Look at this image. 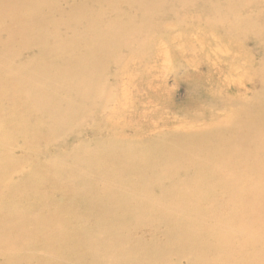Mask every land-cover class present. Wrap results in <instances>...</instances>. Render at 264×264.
<instances>
[{"label": "rangeland", "instance_id": "1", "mask_svg": "<svg viewBox=\"0 0 264 264\" xmlns=\"http://www.w3.org/2000/svg\"><path fill=\"white\" fill-rule=\"evenodd\" d=\"M187 1L0 0V264H243L261 252L232 198L250 180L264 189V1ZM227 168L243 178L229 184Z\"/></svg>", "mask_w": 264, "mask_h": 264}, {"label": "bare ground", "instance_id": "2", "mask_svg": "<svg viewBox=\"0 0 264 264\" xmlns=\"http://www.w3.org/2000/svg\"><path fill=\"white\" fill-rule=\"evenodd\" d=\"M137 1V0H136ZM185 1V0H184ZM189 1V0H188ZM187 1V2H188ZM264 1V0H263ZM163 2H164V0H163ZM76 4V3H75ZM86 5V4H85ZM39 6H40V4H39ZM215 9H216V7H215ZM57 11V10H56ZM60 11H61V9H60ZM146 11H147V9H146ZM30 12H31V10H30ZM35 12V11H34ZM131 12V11H130ZM158 12H159V10H158ZM216 12V11H215ZM28 13V12H27ZM32 13V12H31ZM40 13V12H39ZM47 13V12H46ZM113 13V12H112ZM147 13H148V11H147ZM217 13V12H216ZM219 13V12H218ZM28 14H30V13H28ZM131 14V13H130ZM32 15V14H31ZM30 15V16H31ZM36 15V14H35ZM91 15V14H90ZM103 15V14H102ZM129 15V14H128ZM220 15V14H219ZM218 15V16H219ZM29 16V17H30ZM37 16V15H36ZM35 16V17H36ZM95 16V15H94ZM104 16H106V15H104ZM152 15H150V17H151ZM212 16V15H211ZM215 16V15H214ZM221 16H223L222 14H221ZM13 17V16H12ZM24 17H27V16H25L24 15ZM115 17V16H114ZM113 17V18H114ZM140 17V16H139ZM183 17V16H182ZM181 17V18H182ZM186 17V16H185ZM220 17V16H219ZM218 17V18H219ZM224 18H222V19H225V16H223ZM236 17H237V15H236ZM23 18V17H22ZM154 17H152V19H153ZM16 19V18H15ZM30 19V18H29ZM38 19V18H37ZM147 18H145V20H146ZM199 19V18H198ZM237 19V18H236ZM153 20H156L155 18L153 19ZM217 20H220V19H217ZM15 22H16V20H14ZM26 21V20H25ZM32 21V20H31ZM151 21V23H153V21L152 20H150ZM221 21V20H220ZM235 21V20H234ZM19 22V21H18ZM61 22V21H60ZM130 22V21H129ZM148 22V21H147ZM173 22V21H172ZM185 22V21H184ZM211 22H213V19H211ZM14 23V22H13ZM27 23H28V21H27ZM149 23V22H148ZM151 23L149 24L150 26H151ZM171 23V21L169 20V24ZM197 23H199L198 21H197ZM209 23V22H208ZM15 24V23H14ZM14 24H12L13 26H14ZM128 24H130V23H128ZM154 24H155V22H154ZM177 24V23H176ZM213 24V23H212ZM215 24H216V22H215ZM215 24L214 25H212V26H215ZM220 24H221V22H220ZM219 24V25H220ZM246 24V23H245ZM244 24V25H245ZM18 25V24H17ZM16 24H15V26H17ZM19 25H20V23H19ZM21 25H22V22H21ZM34 25V24H33ZM131 25V24H130ZM162 25V24H161ZM167 25V24H166ZM171 25V24H170ZM187 25V24H186ZM207 25V24H206ZM133 27V26H132ZM152 27V26H151ZM172 27V26H171ZM174 28L176 27V26H173ZM216 27H217V25H216ZM220 27H221V25H220ZM231 27H232V25H231ZM3 28V27H2ZM10 28V27H9ZM12 28V27H11ZM10 28V29H11ZM28 28V27H27ZM31 28V27H30ZM29 28V29H30ZM85 27H83L82 29H84ZM87 28V27H86ZM174 28H173V30H174ZM213 28V27H212ZM218 28V27H217ZM156 29V28H155ZM155 29H154V31H155ZM216 29V28H215ZM214 29V30H215ZM229 29H230V27H229ZM4 30V29H3ZM6 30V29H5ZM232 29H230V31H231ZM242 30H244V28L242 27ZM7 31V30H6ZM23 31V30H22ZM71 31H73L72 29H71ZM201 31V30H200ZM208 31V30H207ZM210 31V30H209ZM208 31V32H209ZM246 31V30H245ZM249 31V30H248ZM27 32V31H26ZM47 32H49V31H47ZM52 32V31H51ZM56 32V31H55ZM126 32V31H125ZM128 32V31H127ZM126 32V33H127ZM153 32V31H152ZM237 32V31H236ZM240 32V31H239ZM3 33V32H2ZM6 33V32H5ZM46 33V32H45ZM136 33V32H135ZM140 33V32H139ZM173 33V32H172ZM14 34V33H13ZM19 34V33H18ZM23 34H24V32H23ZM157 34V33H156ZM178 34V33H177ZM238 34V33H237ZM7 35V34H6ZM20 35H21V33H20ZM39 35V34H38ZM173 35H174V33H173ZM240 34H238V36H239ZM30 36V35H29ZM34 36V35H33ZM156 36V35H155ZM158 36V35H157ZM170 36H172L171 34H170ZM210 36H212V34L210 33ZM223 36H225V35H223ZM236 36V35H235ZM233 37V39L231 38V40H234V38H236V37ZM19 38H20V36H18ZM21 37H22V35H21ZM150 37V36H149ZM148 37V38H149ZM179 37V36H178ZM183 37H186V36H184L183 35ZM32 38V37H31ZM83 38V37H82ZM153 38V37H152ZM151 38V39H152ZM159 38V37H158ZM170 39V38H169ZM184 39V38H183ZM186 39V38H185ZM214 39V38H213ZM228 39V38H227ZM226 39V40H227ZM238 38H236V40H237ZM239 39H241V38H239ZM21 40V39H20ZM26 40V42H27V39H25ZM148 40V39H147ZM161 40V39H160ZM179 40V39H178ZM219 40V39H218ZM29 41V40H28ZM143 41V40H142ZM142 41H141V43H142ZM196 41V40H195ZM242 41V40H241ZM11 42V41H10ZM149 42V41H148ZM158 42V41H157ZM167 42V41H166ZM171 42V41H170ZM208 42V41H207ZM229 42V41H228ZM237 42H239L238 40H237ZM261 42V41H260ZM12 43V42H11ZM154 43H155V40H154ZM158 43H160V42H158ZM185 43H186V40H185ZM220 43V42H219ZM239 43H241V42H239ZM27 44V43H26ZM30 44V43H29ZM60 44V43H59ZM145 44V43H144ZM156 44V43H155ZM163 44H164V42H163ZM178 44V43H177ZM176 44V45H177ZM181 44V43H180ZM200 44V43H199ZM233 44V43H232ZM242 44V43H241ZM159 45V47H160V44H158ZM158 45H156V46H158ZM162 45V44H161ZM175 45V46H176ZM182 45V44H181ZM201 45V44H200ZM199 45V46H200ZM207 45V44H206ZM49 46V45H48ZM124 46V45H123ZM145 46V45H144ZM155 46V45H154ZM224 46V45H223ZM89 47V46H88ZM158 47V50L161 48H159ZM168 47H169V45H168ZM192 47V46H191ZM196 47V46H195ZM208 47V46H207ZM249 47V46H248ZM128 48V47H127ZM167 48V47H166ZM179 48H180V45H179ZM214 49L216 48V47H213ZM250 48V47H249ZM21 49V48H20ZM19 49V50H20ZM163 49V48H162ZM162 49H160V50H162ZM165 49V48H164ZM225 49V48H224ZM18 50V49H17ZM24 50V49H23ZM26 50V49H25ZM28 50V49H27ZM46 50V49H45ZM177 50V49H176ZM194 50H195V48H194ZM210 50V49H209ZM235 50V49H234ZM134 51V50H133ZM165 51V50H164ZM181 51V50H180ZM226 51V50H225ZM79 52V51H78ZM161 52V51H160ZM188 52V51H187ZM209 52V51H208ZM208 52H205V54L206 53H208ZM212 52V51H211ZM219 52V51H218ZM217 52V53H218ZM73 53H74V51H73ZM156 53V52H155ZM154 53V54H155ZM159 53V52H158ZM177 53V52H176ZM182 53H183V51H182ZM220 53V52H219ZM72 54V53H71ZM148 54V53H147ZM162 54V53H161ZM168 54V53H167ZM212 54H213V52H212ZM215 54V53H214ZM223 54V53H222ZM15 55V54H14ZM125 55V54H124ZM141 55V54H140ZM226 55V54H225ZM235 55V54H234ZM238 55V54H237ZM17 56V55H16ZM15 56V57H16ZM20 56V55H19ZM28 56V55H27ZM69 56H70V54H69ZM129 56V55H128ZM127 56V57H128ZM142 56V55H141ZM156 56H157V54H156ZM172 56H173V54H172ZM175 56H176V54H175ZM174 56V57H175ZM184 56V55H183ZM250 56V55H249ZM260 56V55H259ZM21 57V56H20ZM65 57H67V56H65ZM71 57V56H70ZM134 57V56H133ZM160 57V56H159ZM162 57H164V56H162ZM199 56H197V58H198ZM205 57H208V56H206L205 55ZM216 57V56H215ZM264 57V56H263ZM14 58V57H13ZM28 58V57H27ZM135 58V57H134ZM148 58V57H147ZM153 58V57H152ZM157 58V57H156ZM166 58H168V57H166ZM177 58V57H176ZM181 58V57H180ZM190 58V57H189ZM260 58V57H259ZM4 59H5V57H4ZM17 59H19L18 57H17ZM62 59V58H61ZM65 59V58H64ZM69 59V58H68ZM128 59H130V58H128ZM132 59V58H131ZM160 59H162L163 60V58H160ZM173 59V58H172ZM192 59V58H191ZM218 59V58H217ZM232 59V58H231ZM261 59H262V55H261ZM260 59V60H261ZM9 60V59H8ZM29 60V59H28ZM153 60V59H152ZM152 60H149V61H151L152 62ZM175 60V59H174ZM178 60V59H177ZM184 60V59H183ZM12 61V60H11ZM126 60H124V62H125ZM132 61V60H131ZM138 61V60H137ZM148 61V62H149ZM197 61H199V60H197ZM212 61V60H211ZM218 61V60H217ZM224 61V60H223ZM257 61H258V59H257ZM3 62V61H2ZM133 62V61H132ZM145 62V61H144ZM154 62V61H153ZM152 62V63H153ZM175 62V61H174ZM177 62V61H176ZM193 62V61H192ZM204 62H205V60H204ZM260 62V61H259ZM25 63V62H24ZM127 63H129V62H127ZM146 63V62H145ZM158 63V62H157ZM162 63V62H161ZM179 62H177V64H178ZM186 63V62H185ZM213 63V62H212ZM211 63V64H212ZM219 63V62H218ZM225 63V62H224ZM241 63V62H240ZM10 64H13V61H12V63H10ZM14 64H16L15 62H14ZM26 64V63H25ZM122 64V63H121ZM125 65H126V63H124ZM139 64V63H138ZM149 64V63H148ZM151 64V63H150ZM156 64V63H155ZM160 64V63H159ZM163 64H164V62H163ZM166 64H167V59H166ZM165 64V65H166ZM180 64H181V62H180ZM202 64V63H201ZM19 66H20V64H18ZM140 65V64H139ZM169 65V64H168ZM167 65V66H168ZM196 65V64H195ZM155 66V65H154ZM157 66V65H156ZM162 66V65H161ZM180 66V65H179ZM188 66V65H187ZM190 66V65H189ZM206 66H208V65H206ZM242 66V65H241ZM84 67V66H83ZM121 67V66H120ZM146 67V66H145ZM145 67H143V69L145 68ZM152 67V66H151ZM163 67V66H162ZM178 67V66H177ZM191 67V66H190ZM227 67H229L228 65H227ZM26 68V67H25ZM126 68V67H125ZM142 68V67H141ZM148 68V67H147ZM173 68H175V67H173ZM185 68V67H184ZM192 68V67H191ZM243 68V67H242ZM27 69V68H26ZM142 69V70H143ZM149 69V68H148ZM160 69V68H159ZM229 69V68H228ZM28 70V69H27ZM158 70V69H157ZM162 70H164L163 68H162ZM166 70V69H165ZM227 70V69H226ZM234 70V69H233ZM232 70V71H233ZM260 70V69H259ZM116 71V70H115ZM123 71H125V70H123ZM149 71V70H148ZM155 71V70H154ZM170 71H171V69H170ZM212 71H213V69H212ZM244 71V68H243V70H242V72ZM245 71H246V69H245ZM118 72V71H117ZM119 72H120V69H119ZM126 72H127V70H126ZM134 72H136V71H134ZM209 72L210 71H208V74H209ZM214 72V71H213ZM230 72H231V69H230ZM128 73V72H127ZM129 73H130V71H129ZM141 73V72H140ZM145 73H147L146 72V69H145ZM157 73H158V71H157ZM233 73V72H232ZM36 74V73H35ZM118 74V73H117ZM123 74H124V72H123ZM216 74H217V72H216ZM229 74V73H228ZM237 74V73H236ZM235 74V72H234V76L236 75ZM37 75H39V74H37ZM114 75H115V72H114ZM121 75V74H120ZM119 75V76H120ZM126 75H128V74H126ZM131 75V74H130ZM148 75V74H147ZM155 75V74H154ZM246 75H248V74H246ZM262 75V74H261ZM113 76V75H112ZM119 76H118V78H119ZM122 76V75H121ZM134 76V75H133ZM138 76H140V75H138ZM141 76H142V74H141ZM152 76V75H151ZM212 76V75H211ZM231 76V75H230ZM41 77H42V75H41ZM97 77H98V75H97ZM96 77V78H97ZM115 76H113V78H114ZM122 77H124V76H122ZM250 77H251V74H250ZM256 77V76H255ZM258 77H260V76H258ZM257 77V78H258ZM127 78V77H126ZM129 78V77H128ZM134 78H135V76H134ZM231 78V77H230ZM234 78V77H233ZM236 78H238L237 76H236ZM241 78V77H240ZM239 78V79H240ZM245 78V77H244ZM247 78V77H246ZM260 78H262V77H260ZM3 79V78H2ZM47 79V78H46ZM99 79V78H98ZM131 79V78H130ZM147 79V78H146ZM248 79V78H247ZM251 79V78H250ZM122 80V79H121ZM127 81H128V79H126ZM131 80H133V78L131 79ZM249 80V79H248ZM48 81V80H47ZM50 81V80H49ZM52 81V80H51ZM124 81V80H123ZM175 81H177V80H175ZM207 81V80H206ZM227 81V80H226ZM260 81H262V79L260 80ZM97 82V81H96ZM121 82V81H120ZM129 82V81H128ZM236 82H238V79H237V81ZM251 82V81H250ZM5 84H6V82H4ZM95 83V82H94ZM116 83H118V82H116ZM116 83H114L115 85H117ZM131 83V82H130ZM129 83V84H130ZM159 83V82H158ZM190 83V82H189ZM243 83V82H242ZM39 84V83H38ZM75 84V83H74ZM81 84V83H80ZM84 84V83H83ZM128 84V83H127ZM133 84V83H132ZM149 84V83H148ZM187 84V83H186ZM232 84V83H231ZM237 84H239V83H237ZM261 84H263L264 85V82L263 83H261ZM40 86L39 87H41V84H39ZM135 85V84H134ZM227 85V84H226ZM240 85V84H239ZM238 85V86H239ZM252 85V84H251ZM60 86V85H59ZM84 86V85H83ZM98 86V85H97ZM119 86V85H118ZM122 86V85H121ZM131 86V85H130ZM133 86V85H132ZM195 86V85H194ZM102 87V86H101ZM123 87V86H122ZM134 87V86H133ZM243 87H246V86H243ZM242 87V88H243ZM31 88V87H30ZM60 88V87H59ZM98 88V87H97ZM137 88V87H136ZM151 87H149V89H150ZM215 88V87H214ZM229 88V87H228ZM234 88V87H233ZM41 89V88H40ZM61 89V88H60ZM84 89H85V87H84ZM107 89V88H106ZM116 89V88H115ZM189 89V88H188ZM250 89V88H249ZM248 89V90H249ZM257 89V88H256ZM255 89V90H256ZM260 89V88H259ZM259 89H257V91L259 90ZM46 90V89H45ZM119 90H121V89H119ZM222 90V89H221ZM261 90V89H260ZM122 92H123V90H121ZM191 91V90H190ZM193 91V90H192ZM215 91V90H214ZM217 91V90H216ZM224 91H225V89H224ZM223 91V92H224ZM263 91V90H262ZM2 92V91H1ZM121 92V94L123 95H125V93H122ZM126 92V91H125ZM128 92V91H127ZM131 92V91H130ZM136 92V91H135ZM138 92V91H137ZM151 92V91H150ZM237 91H235V93H236ZM241 92V91H240ZM244 92V91H243ZM251 92H252V90H251ZM261 92V91H260ZM259 92V93H260ZM193 93V92H192ZM226 93V92H225ZM258 93V92H257ZM128 94V93H127ZM141 94V93H140ZM254 93L252 92V94H250V95H253ZM256 94V93H255ZM255 94H254V97H256L255 96ZM261 95H262V93H260ZM114 95V94H113ZM121 95V96H122ZM145 95H146V93H145ZM215 95H216V93H215ZM220 95H222L221 93H220ZM225 95V94H224ZM227 95H229L228 93H227ZM226 95V96H227ZM234 94H232V96H233ZM247 95L248 94H246V95H243L242 93L240 94L239 93V95H237L236 97H237V100L238 99H240V102H241V100L243 101H248V97H247ZM249 95V97H251ZM260 95V96H261ZM263 95H264V93H263ZM120 96V97H121ZM129 96V95H128ZM47 97V96H46ZM130 97V96H129ZM211 97V96H210ZM223 97H225V96H223ZM231 97V96H230ZM229 97V98H230ZM253 97V96H252ZM252 97L250 98V99H252ZM258 97H259V95H258ZM258 97H256V99L255 100H257L258 99ZM262 97V96H261ZM260 97V99H258L259 101H261V98ZM43 98V97H42ZM95 98V97H94ZM110 98H111V96H110ZM125 98V97H124ZM214 98V97H213ZM232 98V97H231ZM230 98V99H231ZM234 98V97H233ZM108 99V98H107ZM127 99V98H126ZM130 99V98H129ZM203 99V98H202ZM207 99V98H206ZM47 100V99H46ZM106 100V99H105ZM113 100V99H112ZM125 100V99H124ZM211 100V99H210ZM257 100V101H258ZM109 101V100H108ZM147 101V100H146ZM229 101V100H228ZM230 101H232V100H230ZM243 101V102H244ZM254 101V100H253ZM264 101V100H263ZM44 102V101H43ZM57 102V101H56ZM112 102H116L115 100L114 101H112ZM121 102V101H120ZM125 102V101H124ZM143 102V101H142ZM233 102V101H232ZM232 102H231V104H232ZM234 102H236V100L234 101ZM109 103V102H108ZM110 103H111V101H110ZM140 103V102H139ZM219 103V102H218ZM222 103V102H221ZM238 103V102H237ZM249 103V102H248ZM251 103V102H250ZM259 103V102H258ZM43 104H45V103H42V105ZM112 104H114V103H112ZM224 104V103H223ZM47 105V104H46ZM129 105H130V103H129ZM235 105V104H234ZM251 105V104H250ZM45 106V105H44ZM229 106V105H228ZM236 107H237V104L235 105ZM244 106V105H243ZM249 106V104L247 105V107ZM110 107V106H109ZM125 107V106H124ZM240 107V106H239ZM245 107V109H246V111L247 112H244V114L247 116V113L249 114V116H250V114H251V111H250V109L249 108H247L246 106H244ZM228 108V107H227ZM234 108V107H233ZM48 109V108H47ZM53 109V108H52ZM106 109V108H105ZM110 109H111V107H110ZM229 109H231V110H233L234 111V109H232V108H229ZM239 109V108H238ZM237 109V110H238ZM258 109V108H257ZM104 110V109H103ZM112 110V109H111ZM114 110V109H113ZM127 110H128V107H127ZM143 110V109H142ZM48 111V110H47ZM244 110H241V112H243ZM258 111V110H257ZM262 111H264L263 109H262ZM117 112V111H116ZM215 112V111H214ZM234 112H236L237 113V111L235 110ZM233 112V113H234ZM255 112H256V110H255ZM231 113V112H230ZM239 113V112H238ZM259 113H260V109H259ZM75 114V113H74ZM226 114H228V113H226ZM235 114V113H234ZM252 114H254V113H252ZM258 114V113H257ZM215 114H213V116H214ZM58 116V115H57ZM160 116V115H159ZM166 116V115H165ZM164 116V117H165ZM229 116H230V114H229ZM254 116V115H253ZM107 118H108V116H106ZM211 117V116H210ZM219 117V116H218ZM217 117V118H218ZM232 117H233V115H231V118L229 117V120H230V122L228 123L227 121L225 122V123H227L229 126H230V123L232 122ZM236 117V116H235ZM235 117H234V120H235ZM250 117H252V116H250ZM209 118V117H208ZM213 118V117H212ZM219 118H223V117H219ZM83 119V118H82ZM210 119V118H209ZM225 119V118H224ZM223 119V120H224ZM105 120H107L106 118H105ZM151 120V119H150ZM165 120V119H164ZM171 120V119H170ZM207 120V119H206ZM217 120V119H216ZM219 120H221V119H219ZM61 121V120H60ZM62 121H64V120H62ZM114 121V120H113ZM160 121H161V119H160ZM163 121V120H162ZM174 121V120H173ZM57 122H58V119H57ZM70 122V121H69ZM77 122V121H76ZM81 122V121H80ZM131 122V121H130ZM204 122V121H203ZM221 122V121H220ZM64 123V122H63ZM78 123V122H77ZM76 123V124H77ZM165 123H166V121H165ZM223 123V121L221 122V124ZM170 124H172V123H170ZM203 124V123H202ZM201 124V125H202ZM214 124V123H213ZM216 124H218V122L216 123ZM216 124H215V126H216ZM221 124H218V125H221ZM234 124V123H233ZM154 125V124H153ZM200 125V126H201ZM210 125V124H209ZM222 125H224V123L222 124ZM234 125H236V124H234ZM238 125V124H237ZM256 125H257V123H256ZM156 126V125H155ZM199 126V127H200ZM205 126H206V124H205ZM211 126H213V125H211ZM214 126V127H215ZM233 126V125H232ZM195 127V126H194ZM207 127V126H206ZM121 128V127H120ZM162 128L163 127H161V128H159L158 130H162ZM177 128V127H176ZM192 128V127H191ZM209 128H210V126H209ZM223 128H225V127H223ZM166 129V128H165ZM174 129V128H173ZM172 129V130H173ZM178 129H180V128H178ZM186 129H187V127H186ZM194 129V128H193ZM208 128H206L205 130H207ZM213 129V128H212ZM229 129V128H228ZM238 129V128H237ZM245 129V128H244ZM157 129H155V131H158ZM181 130V129H180ZM185 130V129H184ZM190 130V129H189ZM199 130L202 132L203 130H204V127H203V130H202V127L201 128H199ZM215 130V129H214ZM232 130V129H231ZM168 131V130H167ZM174 131V130H173ZM187 131V130H186ZM192 131H194V130H192ZM197 131V130H196ZM196 131H195V133H196ZM209 132H210V130H208ZM224 131V130H223ZM234 131V130H233ZM3 132V131H2ZM150 132V131H149ZM154 132V131H153ZM172 132V131H171ZM184 132V134H186L185 133V131H183ZM214 132V131H213ZM77 133H78V131H77ZM163 133V132H162ZM167 133H169V132H167ZM166 133V134H167ZM173 133V132H172ZM177 133H178V131H177ZM180 133H182V132H180ZM194 133V132H193ZM215 133V132H214ZM218 133V132H217ZM150 134V133H149ZM155 134H157V133H155ZM174 134H175V132H174ZM183 134V133H182ZM181 134V135H182ZM206 134V133H205ZM204 134V131H203V135H205ZM78 135H79V133H78ZM159 135V134H158ZM161 136H162V134H160ZM165 135V134H164ZM181 135H180V137H181ZM189 135H191V134H189ZM195 135V134H194ZM208 135V134H207ZM218 135V134H217ZM261 135V134H260ZM100 136V135H99ZM98 136V137H99ZM145 136V135H144ZM148 136V135H147ZM167 136V135H166ZM165 136V137H166ZM179 136V135H178ZM199 136H201V135H199ZM125 137V136H124ZM171 137V136H170ZM183 137H184V135H183ZM188 137H190V136H188ZM203 137V136H202ZM138 138V137H137ZM162 138H163V136H162ZM175 138V137H174ZM182 138V137H181ZM195 138V137H194ZM197 138H200V137H197ZM139 139V138H138ZM184 139V138H183ZM185 139H187V138H185ZM12 140V139H11ZM84 140V139H83ZM162 139H160V141H161ZM192 140V139H191ZM201 140V139H200ZM199 140V141H200ZM233 140V139H232ZM237 140V139H236ZM158 141V140H157ZM164 141V140H163ZM179 141H180V139H179ZM108 143V142H107ZM163 143V142H162ZM167 143H170V142H167L166 141V144ZM195 143H197L196 141H195ZM199 143V142H198ZM200 143H201V141H200ZM10 144V143H9ZM127 144V143H126ZM206 144V143H205ZM85 145V144H84ZM114 145V144H113ZM207 145V144H206ZM9 146V145H8ZM75 146V145H74ZM110 146V145H109ZM199 146V145H198ZM77 147V146H76ZM167 147V146H166ZM206 147V146H205ZM102 148V147H101ZM119 148V147H118ZM170 148H171V146H170ZM198 148V147H197ZM113 149V148H112ZM172 149V148H171ZM104 150H106V149H104ZM173 150V149H172ZM184 151V150H183ZM162 154H163V152H161ZM176 153V152H175ZM206 153V152H205ZM233 153H235V151L233 152ZM172 154V153H171ZM178 154V153H177ZM207 154H208V152H207ZM207 154H205V155H207ZM168 156H170V155H168ZM137 157V156H136ZM165 157V156H164ZM180 157V156H179ZM203 157V156H202ZM89 158V157H88ZM168 158V157H167ZM16 159V158H15ZM203 159V158H202ZM252 159V158H251ZM176 161H178V160H176ZM90 162V161H89ZM80 164V163H79ZM59 166H60V164H59ZM252 166V165H251ZM126 167V166H125ZM262 167H264V164L262 165ZM61 168V167H60ZM138 168V167H137ZM221 172V171H220ZM20 173H21V171H20ZM161 173V172H160ZM160 175V174H159ZM223 175L226 177V180H227V182L230 184L231 182H234V181H239V180H241L243 177H241V174H239L237 171H235L234 169H231V168H227L225 171H224V173H223ZM12 177V176H11ZM15 179H18L17 177L15 178ZM200 179H202V178H200V176H196V178L194 179L195 181H194V183H195V186L193 185V184H191V187H190V190H193V191H191L192 193H198V194H200L201 193V190H200V186H199V182L198 181H200ZM257 180H260V178H258ZM120 181V180H119ZM118 181V182H119ZM143 182V181H142ZM213 182V181H212ZM254 180L252 181V180H250L249 182H248V185H247V189H246V186L245 185H243L238 191H236L235 192V199L234 198H232L234 201H236V205H239L240 206V211L238 212L237 211V213H241L242 214V219H243V221H244V226H246V229H247V231H252V229H253V227L254 228H256V227H259V230L262 232V234L260 235V237L259 238H257V237H254V239H250L249 241H248V243H249V245L250 246H253V248H255V245H257V246H259L260 248H261V252H258L257 254H254V255H252L251 257H250V259H247L245 256H242L241 257V261L243 262V264H245V262H248V260H254V259H257V260H260V261H262L263 263H261V264H264V206L263 207H259L258 209H256L255 211H253V205L257 202V201H259L260 199H262V198H264V189H256V190H252V188H253V185H254ZM115 185V184H114ZM132 185V184H131ZM135 185V184H134ZM143 185V184H142ZM114 187V186H113ZM121 187V186H120ZM111 188V187H110ZM122 188V187H121ZM128 189V188H127ZM161 189V188H160ZM159 189V190H160ZM123 190V189H122ZM116 191V190H115ZM132 191H134V190H132ZM160 192V191H159ZM185 192V191H184ZM189 192V191H188ZM76 194V193H75ZM140 193H138V195H139ZM160 194H161V192H160ZM107 195V194H106ZM112 195V194H111ZM99 196H101V195H99ZM95 197V196H94ZM98 196H96V198H97ZM104 197V196H103ZM93 198V197H92ZM91 198V199H92ZM103 199V198H102ZM105 200H106V198H105ZM110 201V200H109ZM96 202V200L94 201V203ZM100 202V201H99ZM156 202H158V201H156ZM91 203V202H90ZM101 203H102V201H101ZM100 203V204H101ZM110 203V202H109ZM109 203H108V205H109ZM154 203V202H153ZM11 204V203H10ZM80 204V203H79ZM116 204V203H115ZM119 204V203H118ZM126 204V203H125ZM104 205V204H103ZM117 205V204H116ZM94 206V205H93ZM102 206V205H101ZM114 206V205H113ZM168 206V205H167ZM170 206V205H169ZM84 207V206H83ZM88 207H89V205H88ZM90 208H92V207H90ZM96 208H98V207H96ZM130 208V207H129ZM85 209V208H84ZM103 209V208H102ZM117 209V208H116ZM104 210V209H103ZM179 210V209H178ZM65 211V210H64ZM86 211H88V210H86ZM96 211V210H95ZM114 211V210H113ZM185 211V210H184ZM91 213V212H90ZM100 213H101V211H100ZM99 213V214H100ZM125 213H127V212H125ZM125 213L123 212V214L125 215ZM94 214V213H93ZM108 214V213H107ZM165 214V213H164ZM71 215V214H70ZM110 215V214H109ZM117 215V214H116ZM115 215V216H116ZM121 215V214H120ZM127 215V214H126ZM99 216V215H98ZM111 217H112V215H110ZM114 216V215H113ZM128 216H129V214H128ZM136 216V215H135ZM140 216V215H139ZM239 216V215H238ZM173 217V216H172ZM240 217V216H239ZM117 218V217H116ZM115 218V219H116ZM144 218V217H143ZM58 219V218H57ZM114 219V220H115ZM129 219V218H128ZM239 219V218H238ZM177 221V220H176ZM134 223V222H133ZM143 223V222H142ZM2 224V223H1ZM0 224V225H1ZM184 224V223H183ZM2 226V225H1ZM198 231V230H197ZM39 243V242H38ZM227 245V244H226ZM232 245V244H231ZM230 246V245H229ZM234 247V246H233ZM235 248V247H234ZM236 249V248H235ZM234 250V249H233ZM203 251V250H202ZM222 252V251H221ZM219 253V252H218ZM232 253V252H231ZM49 255V254H48ZM232 255V254H231ZM51 256V255H50ZM200 256V255H199ZM55 258V257H54ZM240 258V257H239ZM228 259H230V257L228 256Z\"/></svg>", "mask_w": 264, "mask_h": 264}]
</instances>
